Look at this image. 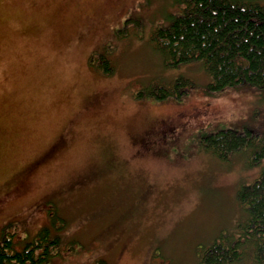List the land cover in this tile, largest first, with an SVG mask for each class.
<instances>
[{
  "label": "rangeland",
  "instance_id": "rangeland-1",
  "mask_svg": "<svg viewBox=\"0 0 264 264\" xmlns=\"http://www.w3.org/2000/svg\"><path fill=\"white\" fill-rule=\"evenodd\" d=\"M186 3L0 0V237L35 234L54 208L77 250L50 264H201L204 247L239 236L238 190L264 158L221 160L203 139L263 134L264 88L207 94L200 62L165 65L152 34ZM179 77L181 99L136 96Z\"/></svg>",
  "mask_w": 264,
  "mask_h": 264
},
{
  "label": "trees",
  "instance_id": "trees-1",
  "mask_svg": "<svg viewBox=\"0 0 264 264\" xmlns=\"http://www.w3.org/2000/svg\"><path fill=\"white\" fill-rule=\"evenodd\" d=\"M152 41L169 67L200 62L210 77L207 94L239 86L264 88V3L187 0L186 7L172 15L169 24L153 32ZM94 66L106 74L114 69L106 55ZM188 84L179 77L166 85H153L136 96L181 99ZM203 147L221 160H228L234 152H247L255 165L264 158V133L227 128L204 138ZM238 199L247 211L246 220L238 228L239 236L221 238L204 247L201 264H238L244 259L264 264V172L252 183L240 186ZM50 215V224L32 235H21L17 228L13 232L4 230L0 264H50L76 252V241L64 234L66 220L56 208ZM95 264L108 263L100 259Z\"/></svg>",
  "mask_w": 264,
  "mask_h": 264
},
{
  "label": "flooded vegetation",
  "instance_id": "flooded-vegetation-1",
  "mask_svg": "<svg viewBox=\"0 0 264 264\" xmlns=\"http://www.w3.org/2000/svg\"><path fill=\"white\" fill-rule=\"evenodd\" d=\"M172 121L169 120H162V121H151L150 123H154L156 124H160V125H165V126H169L171 124Z\"/></svg>",
  "mask_w": 264,
  "mask_h": 264
}]
</instances>
